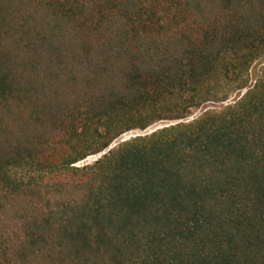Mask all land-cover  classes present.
Returning a JSON list of instances; mask_svg holds the SVG:
<instances>
[{
	"label": "trees",
	"instance_id": "trees-1",
	"mask_svg": "<svg viewBox=\"0 0 264 264\" xmlns=\"http://www.w3.org/2000/svg\"><path fill=\"white\" fill-rule=\"evenodd\" d=\"M263 32L264 0H0V264H264V69L186 121Z\"/></svg>",
	"mask_w": 264,
	"mask_h": 264
},
{
	"label": "rangeland",
	"instance_id": "rangeland-1",
	"mask_svg": "<svg viewBox=\"0 0 264 264\" xmlns=\"http://www.w3.org/2000/svg\"><path fill=\"white\" fill-rule=\"evenodd\" d=\"M264 57V32L261 38L260 43L253 51L252 61L244 67L242 73L239 72L238 69L230 68L228 71L221 69L222 64H226L231 56H225V58H221L218 63V71L214 73L213 77H210L208 82L202 85H199V91L202 93L205 92L204 97L207 95V89H211L214 87L219 94H229V97L225 101L213 102V101H205L199 105L197 109H195L191 116L187 118L186 121H191L198 118L204 111L206 110H214L218 109L222 106H226L228 104H232L236 101L245 91L247 87H251L255 84L256 81L260 80L262 76V72L264 69V65L260 63L261 58ZM239 61V60H238ZM237 65L239 62L236 63ZM223 65V66H224ZM186 101L189 102L191 100L192 94L186 93L184 94ZM186 104V102H185ZM193 110V108H192ZM167 122L165 120H161L156 122L155 124L148 127L146 130L133 129L125 132L119 139V142L130 139L135 136L145 135L150 133L157 127H161L166 125ZM116 144H113V146ZM112 146V147H113ZM101 154L98 155H90L84 161L79 162L80 165L82 163H91L100 157Z\"/></svg>",
	"mask_w": 264,
	"mask_h": 264
},
{
	"label": "water",
	"instance_id": "water-1",
	"mask_svg": "<svg viewBox=\"0 0 264 264\" xmlns=\"http://www.w3.org/2000/svg\"><path fill=\"white\" fill-rule=\"evenodd\" d=\"M109 149H110V148H108L107 150H105L104 152H102L101 155L104 154L105 152H107Z\"/></svg>",
	"mask_w": 264,
	"mask_h": 264
}]
</instances>
